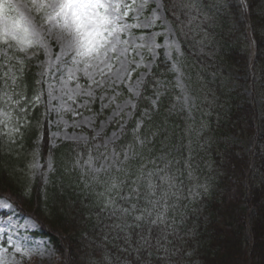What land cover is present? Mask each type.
I'll return each instance as SVG.
<instances>
[{"label": "trees", "instance_id": "1", "mask_svg": "<svg viewBox=\"0 0 264 264\" xmlns=\"http://www.w3.org/2000/svg\"><path fill=\"white\" fill-rule=\"evenodd\" d=\"M174 2L173 10V0H165L166 11L181 45L179 62L193 108L185 110L178 103L175 91L167 87L169 66L159 61L143 85L133 119L113 145L119 153L130 149L119 171L79 184L71 167L74 155L86 148L64 143L56 151L59 158L48 184L40 179L33 184L22 181L20 169L0 153V197L39 222V235L50 238L60 264H135V254L122 251L126 245L115 239L123 233L114 225L142 223L141 229L132 230L135 246L136 232H146L148 225L133 217L145 207L152 211L151 219L162 213L164 222L152 228L153 247L141 253V264H183V258L187 264H264V0H246V11L235 0L216 8L206 1ZM191 11H197L201 21ZM249 26L257 43L254 96L259 95L260 105L234 85H241L240 77L248 72ZM19 76L21 93L29 96L32 74L23 70ZM40 131L38 147L45 162L53 152L48 120L25 140H36ZM137 137L144 140L142 145ZM244 142L249 149L243 148ZM141 170L139 201L134 194L128 206H121L120 197L129 194ZM150 171L155 195L147 187ZM165 176L173 179L165 181ZM113 181L119 187L108 192ZM109 199L115 200L116 209L138 203L137 211L128 216L119 211L112 215L113 207L101 211ZM151 200L158 201L155 208ZM170 223L182 228L181 243L180 236H170L167 243Z\"/></svg>", "mask_w": 264, "mask_h": 264}, {"label": "rangeland", "instance_id": "2", "mask_svg": "<svg viewBox=\"0 0 264 264\" xmlns=\"http://www.w3.org/2000/svg\"><path fill=\"white\" fill-rule=\"evenodd\" d=\"M188 1L192 2V0ZM205 1L208 2L205 3L207 6L215 8L227 3V0H193L195 3ZM235 1L246 9L244 0ZM13 2L20 5V10L32 19L36 30L44 35L51 52L49 57V55H46L44 48L33 47L27 51V53L29 51L36 54L41 53L42 56L41 60L36 62L35 75L38 86L32 98H23L20 104L15 103L22 94L19 82V73L22 71L16 58L24 62L27 53L16 52L13 54L10 52L9 55H13L14 58L9 65L0 67V146L4 149H0V153L5 152L4 160L11 159L10 163L20 169L18 175H21L22 181H33V184H35L40 179L43 184H48L52 172L55 170V163L59 158L56 151L64 143H70L74 145V148L79 146L86 148L85 153L78 152L76 156L74 155L71 167L76 173L79 184L97 182L98 179L105 176V173L110 174L112 170L119 171L122 164L129 158L130 149L127 148L123 153H119L113 148V145L121 140L125 129L134 116L135 104L140 95L141 87L153 67L160 60L168 64L171 71L167 87L174 89L178 103L185 110L193 108L194 99L186 89L184 75L179 65L182 50L177 32L169 20H167L168 23H165L167 18L162 0H148L142 10L139 5L143 3V0H136L137 11L142 21L152 19L157 4L161 5L160 13L162 15L160 19L155 20L151 28L130 29L132 39L136 43L147 44L153 34H156L155 43L158 47L154 49L155 59H153L152 52L147 47L130 51L127 57V67L131 71V77L128 78L125 74L122 80L113 82L114 78L105 76L102 84L91 83L83 71L75 73V78L69 81L67 70L62 69L60 64L55 62V57L60 52V44L54 38H50L47 31L48 26L28 7L29 0H13ZM197 11H191L190 15L195 16L196 21H201ZM136 14L137 12L129 14L128 23L136 22L133 19ZM200 26L201 22L198 25L199 29ZM196 29L194 31H197ZM205 32L199 31V33ZM141 36L144 37V40L139 39ZM121 38L129 39L127 34L122 35ZM172 40H175L176 43L171 48L170 55H166L168 51L166 42ZM3 48L4 45L0 44V62L3 60ZM177 48L179 51H177ZM254 54L255 48L252 44L251 58L254 57ZM50 59L52 61L51 67L47 63ZM9 67H11L10 72ZM120 67V62L114 61L113 72ZM5 73H8L9 77L14 74L17 77L16 83L13 84L12 80L7 78V86H5ZM178 77L183 83V88L177 85ZM96 79L99 80L100 77L97 76ZM240 80L241 85L237 82H234V85L239 86L243 92H246L249 99L260 105L261 101L259 99L261 98L259 95L254 96L258 89V86L255 85L257 83L255 74L248 69V72L241 76ZM138 81H140L139 84ZM77 84L80 85L79 88H77ZM5 87H8V89L6 90ZM69 89L78 93L72 99H69ZM89 92L91 95L87 94ZM37 96H39L38 100L36 99ZM9 97L11 98L9 99ZM185 97L188 98L187 102ZM21 108H26V111H20ZM37 113L43 117L40 127H42L44 120H48V144L50 145L49 148L53 149L52 153L48 152L45 156V162L41 159L38 147L43 138V133L40 131L38 138L33 141V148L25 147V140L23 139L26 128H32L36 125L34 119ZM141 125L142 122L139 121L137 127L139 128ZM13 129H18V131H13ZM139 145L141 144L139 143ZM242 146L247 150L250 144L244 142ZM126 153L127 159H125ZM39 189L40 192L44 191H41V188ZM28 191L29 189L26 188L27 193ZM119 191L118 194L121 196ZM4 200L7 199L0 198V201ZM123 201L124 203H121V206H128L126 205L127 201ZM180 214V216H183L182 213ZM168 226L171 233L165 236L167 243H170V236L173 240H178L180 236L181 243L182 228H178L177 225L172 223ZM174 227H176L177 232H175ZM40 229L39 222L28 215L20 213L14 206L11 212H0V256L3 257L2 264H60L61 257L59 253L47 237L39 235ZM163 247H166V244ZM17 248L28 250L31 255L22 256ZM173 252L177 254L175 251ZM182 261L183 264H187L184 258Z\"/></svg>", "mask_w": 264, "mask_h": 264}, {"label": "snow or ice", "instance_id": "3", "mask_svg": "<svg viewBox=\"0 0 264 264\" xmlns=\"http://www.w3.org/2000/svg\"><path fill=\"white\" fill-rule=\"evenodd\" d=\"M147 2L148 0H143L139 8L142 10ZM28 7L48 26L47 31L50 38H54L60 44V52L55 57V62L60 64L62 69L67 70L69 81L74 79L75 73L80 71H83L85 76L94 84H102L105 76L114 78L113 82L122 80L125 74L130 78L131 71L127 67V57L130 51H135L137 48L147 47L152 52L153 59H155L156 53L154 49L158 47L155 43L156 34H153L147 44L136 43L132 39L130 29L153 27L155 20L160 19L162 15L160 13V4H157L152 19L145 21H142L140 18L136 0H131V2L129 0H29ZM175 7L176 3L173 0L172 9L174 10ZM131 12H137L136 16L133 17L136 21L135 23H128L127 21ZM165 23H168L167 19H165ZM124 34H127L129 39H122L121 37ZM139 39L144 40V37L141 36ZM175 43V40L166 42V48L168 49L166 55H170L171 48ZM0 44L4 45L2 50L3 60L0 62V67L10 64V61L14 58L13 55H9L10 52L13 54L16 52L27 53L33 47L44 48L46 55L51 56L50 48L45 41L44 35L36 30L32 19L20 10V5L14 3L13 0H0ZM177 51H179L178 48ZM122 57L123 59H121ZM16 59L21 65L20 70L23 71V60ZM114 61H119L121 64V67L115 72H113ZM47 63L51 67V59ZM10 71L11 67H9ZM97 76L100 77L99 80L96 79ZM4 77L6 78L5 86H7V78H10L13 84L16 83L17 77L14 74L9 77L8 73H5ZM137 83L139 84L140 81ZM177 85L183 88V83L179 77ZM79 87L80 85L77 84V88ZM68 91L69 99L78 94L72 89ZM87 94L91 95L90 92ZM23 98L21 94L20 99L15 103L20 104ZM36 99L38 100L39 96ZM187 99L185 97L186 102ZM20 111H26V108H21ZM13 131H18V129H13ZM134 131L138 132L139 128L137 127ZM137 139L139 140V137ZM139 143L142 145L144 140H139ZM129 147L131 148V145ZM127 158L126 153L125 159ZM89 159L91 160V158ZM150 162L155 163V161ZM147 175L149 177L147 185L149 194L155 195L154 189L156 186L152 184L150 179L153 173L150 171ZM141 179H143L142 170L141 175L137 176L136 180L131 181L133 187L130 188L129 194L120 198L130 201L135 194V199L138 202L140 196L139 188L136 185L137 181ZM162 179L170 181L173 178L165 176ZM120 183L123 184L124 181ZM171 186L170 183L169 187ZM118 187L119 185L113 181L107 191L111 192ZM166 195L167 193H165ZM148 203L155 208L158 201L151 200ZM114 205L115 200L109 199L100 210L104 211ZM137 208L138 203H131L130 208L121 207L116 209L113 207L112 215H115L117 211L122 215H133L137 211ZM11 211H13L12 204L7 200L0 201V212ZM152 215V211L146 207L140 210V214L134 215L133 218L136 222H144L148 225L146 232H136L135 246H133L134 237L132 230L141 229L143 227L142 223L114 225V227L119 229L120 233H123V236L118 234L115 239H122L124 245H126V247L121 248L122 251L129 252V256L135 254V264H141V253L153 247L152 228L157 226L158 223L164 222V215L162 213L157 212L155 219H151ZM156 246L157 250H159V237L156 239ZM17 251L22 256L31 255V252L25 249L17 248ZM2 262L3 257L0 256V264Z\"/></svg>", "mask_w": 264, "mask_h": 264}, {"label": "bare ground", "instance_id": "4", "mask_svg": "<svg viewBox=\"0 0 264 264\" xmlns=\"http://www.w3.org/2000/svg\"><path fill=\"white\" fill-rule=\"evenodd\" d=\"M247 64H248V66L249 65H255V63L251 60V57H250V55L248 54L247 55ZM22 213V212H21ZM22 214H24V213H22ZM24 215H26V214H24ZM29 216V215H28ZM30 217V216H29ZM49 239V241H50V238H48Z\"/></svg>", "mask_w": 264, "mask_h": 264}]
</instances>
